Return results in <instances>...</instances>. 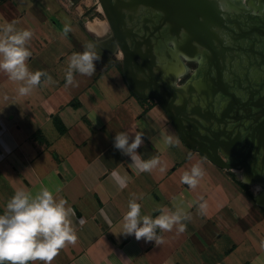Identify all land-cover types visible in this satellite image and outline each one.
I'll return each mask as SVG.
<instances>
[{"label": "crops", "instance_id": "1", "mask_svg": "<svg viewBox=\"0 0 264 264\" xmlns=\"http://www.w3.org/2000/svg\"><path fill=\"white\" fill-rule=\"evenodd\" d=\"M221 6L232 21L251 26L257 21L247 17L264 20L261 0H224ZM81 8V0H0V28L15 22L17 29L31 30L27 64L52 78L42 77L40 85L20 95L22 82L0 71V213L17 190L35 195L48 188L57 200L63 198L72 209L77 239L66 242L51 264H264V190L189 149L155 100L135 97L124 81L121 56L99 46L105 38L89 30L93 20ZM238 44L243 50L235 53L241 60L234 70L241 86L250 87L261 74L257 66L264 69L259 56L264 46ZM87 45H94L100 57L96 70L91 75L74 71L73 83L67 84L71 55ZM178 55L176 65L186 72L176 85L209 95L203 69ZM162 58L168 62L164 53ZM121 131L129 132L130 142L142 132L137 151L144 160L159 157V164L139 172L113 147ZM169 134L172 143L165 140ZM194 164L204 172L192 187L182 176ZM113 173L126 179L125 187ZM258 194L261 198H255ZM132 199L142 205V215L182 209L185 230L158 229L160 244L120 234Z\"/></svg>", "mask_w": 264, "mask_h": 264}, {"label": "water", "instance_id": "2", "mask_svg": "<svg viewBox=\"0 0 264 264\" xmlns=\"http://www.w3.org/2000/svg\"><path fill=\"white\" fill-rule=\"evenodd\" d=\"M97 3L110 32L99 46L108 54L120 53L131 93L155 100L189 149L264 190V69L257 66L261 74L250 87L241 86L234 70L241 60L235 54L241 51L238 42L253 43L257 28L243 31L241 22L232 21L215 0ZM179 52L187 63L203 69L209 95L202 92L201 97L192 87L176 85L186 72L185 66L179 71L176 65ZM259 56L264 61L263 54Z\"/></svg>", "mask_w": 264, "mask_h": 264}, {"label": "clouds", "instance_id": "3", "mask_svg": "<svg viewBox=\"0 0 264 264\" xmlns=\"http://www.w3.org/2000/svg\"><path fill=\"white\" fill-rule=\"evenodd\" d=\"M68 31V27H65ZM29 29H17L15 22L8 23L0 28V71L6 72L9 79L22 82L18 92L26 95L41 84V78L51 81L43 70H30L27 61L32 52L27 47L32 38ZM100 57L94 50V45H87L85 51L71 55L69 68L66 74V83H73V72L91 75L96 70V62ZM167 143H172L171 134L165 137ZM142 132H136L131 138L128 131L115 134L113 147L123 155L130 157L131 163L139 172L151 171L159 164V157L142 159L138 148L143 144ZM200 164H194L190 172H185L182 182L195 187L198 177L203 175ZM120 186H126V179L113 173ZM142 205L137 199L128 203V211L123 216L122 232L124 236L134 235L137 240L143 238L146 242L155 244L163 242L159 230L168 231L178 226L183 232L187 219L182 209L175 211L161 208L159 215H142ZM203 207V205L201 206ZM72 209L66 206V201L57 200L52 191L42 188L33 195L24 190H17L6 204V211L0 213V264H30L40 261L42 264H51L66 242H75L77 234L72 226L70 215Z\"/></svg>", "mask_w": 264, "mask_h": 264}, {"label": "flooded vegetation", "instance_id": "4", "mask_svg": "<svg viewBox=\"0 0 264 264\" xmlns=\"http://www.w3.org/2000/svg\"><path fill=\"white\" fill-rule=\"evenodd\" d=\"M215 1H217L218 2V4L221 6V3H223V1L224 0H215ZM244 1H246V0H244ZM261 3H263L264 4V0H261ZM92 11H98V3L97 2H95L94 3V5H93V7H92V9H90L89 10V13L90 12H92ZM255 20L257 21V22H255ZM238 21V20H237ZM248 22H252V23H254L253 25H251V26H248L247 25V23H241V25H243V27H244V29H242L243 31H245V32H247L248 31V28H257V33L259 34V35H257V39H258V42L257 41H254L255 40V38H256V32H254L255 34H254V36L252 37V39H253V43L252 42H250V40H248L247 39V41L250 43V44H255V43H257V44H261L262 46H264V20H261V18L259 17V16H254V17H251L250 16V20L248 21ZM263 24V25H262ZM228 25H230V24H228ZM232 26H234V24H231ZM229 27V26H228ZM235 27V26H234ZM241 27V26H240ZM234 30H235V32H237L238 33V31L236 30V28H233ZM246 39H244V40H241V41H245ZM261 42V43H260ZM239 47H240V49L241 50H243V48H242V46L241 45H239ZM254 47V46H253ZM250 49V48H249ZM260 54H263V56H264V51H262V52H260ZM261 61L264 63V61L261 59Z\"/></svg>", "mask_w": 264, "mask_h": 264}, {"label": "rangeland", "instance_id": "5", "mask_svg": "<svg viewBox=\"0 0 264 264\" xmlns=\"http://www.w3.org/2000/svg\"><path fill=\"white\" fill-rule=\"evenodd\" d=\"M95 2H97V0H81V5H82L81 12L84 14V16L87 19H90V20H94V19L104 20L103 19V15L101 13V9H100L99 6H98V11H92V12L89 13V10L92 9V7H93ZM106 34H107V32H105L103 34V36H105L104 38H106L110 34V32H108L107 35ZM119 55H120V53H119Z\"/></svg>", "mask_w": 264, "mask_h": 264}, {"label": "bare ground", "instance_id": "6", "mask_svg": "<svg viewBox=\"0 0 264 264\" xmlns=\"http://www.w3.org/2000/svg\"><path fill=\"white\" fill-rule=\"evenodd\" d=\"M88 28L95 36L99 38H104L105 36H103V34L105 32L108 34L109 32L106 21L100 19H94L92 22H89Z\"/></svg>", "mask_w": 264, "mask_h": 264}, {"label": "trees", "instance_id": "7", "mask_svg": "<svg viewBox=\"0 0 264 264\" xmlns=\"http://www.w3.org/2000/svg\"><path fill=\"white\" fill-rule=\"evenodd\" d=\"M54 122H55V125L57 126V128H58L59 130H61V129H60L59 121H58L56 118H55Z\"/></svg>", "mask_w": 264, "mask_h": 264}]
</instances>
